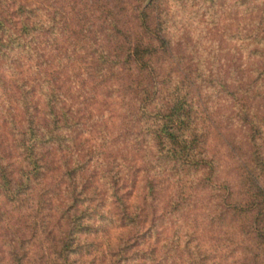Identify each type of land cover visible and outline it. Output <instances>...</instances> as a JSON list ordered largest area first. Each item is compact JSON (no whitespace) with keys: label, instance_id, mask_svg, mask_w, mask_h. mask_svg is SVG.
Segmentation results:
<instances>
[{"label":"trees","instance_id":"1","mask_svg":"<svg viewBox=\"0 0 264 264\" xmlns=\"http://www.w3.org/2000/svg\"><path fill=\"white\" fill-rule=\"evenodd\" d=\"M140 1L0 0V58H10L15 73L23 68L30 76L22 83L24 157L32 169L60 172L56 186L65 190L74 207L87 198L94 177L88 173L92 150L81 141L92 131L91 105L99 97H121L133 149L142 151L138 145L146 142L149 163L159 170L157 176H170L175 188L174 176L167 171L178 173L180 182L196 175L193 188L201 183L200 191L214 192L219 223L229 219L236 226L239 241L234 243L243 254L236 263L264 264V103L254 107L257 97L264 101V94L260 98L257 93L264 89V62L252 64L254 72L263 76L255 82L249 76L254 73L252 67L243 63L220 62L218 70L212 59L205 65V60L180 59L179 44H172L176 36L167 31L166 18L158 9L162 0H152L144 8H139ZM235 71L236 78L231 77ZM210 86L227 99V117L242 129L231 184L219 178L208 155L207 142L214 128L202 88ZM100 178L103 182L104 176ZM103 184L110 189L112 201L121 205L118 226L137 227L142 220L136 208L129 211L125 204L120 178ZM62 185L73 188L67 191ZM153 228L138 234L144 239L141 244ZM135 240L126 241L120 249L128 259L140 251Z\"/></svg>","mask_w":264,"mask_h":264},{"label":"rangeland","instance_id":"2","mask_svg":"<svg viewBox=\"0 0 264 264\" xmlns=\"http://www.w3.org/2000/svg\"><path fill=\"white\" fill-rule=\"evenodd\" d=\"M151 2L140 1L139 8ZM158 9L166 18L167 31L176 36L172 44H179L178 58L205 60L203 65L212 59L218 70L220 62L243 63L253 72L254 62H264V0H162ZM254 38L260 41L255 43ZM249 76L263 77L257 72ZM25 77L30 76L23 68L13 71L10 58H0V264H237L243 257L234 243L239 233L233 221L217 220L214 192L200 191L201 183L193 188L196 175H182L185 182H180L171 170L167 175L174 176L179 189L173 187L170 176H157L159 170L149 163L146 142L138 145L142 151L133 149L121 97H99L91 105L92 131L81 141L92 150L88 173L94 177L87 198L72 207L65 190L56 186L60 172L32 169L24 157ZM214 86L202 88L209 99L206 105L202 99V104L209 108L214 128L207 150L219 178L231 184L242 129L227 117L229 102ZM257 93L261 98L264 89ZM262 103L257 97L254 107ZM101 176L103 182L120 178L125 204L129 211L136 208L142 220L137 227L118 226L121 205L112 201ZM62 186L67 191L73 188ZM151 225L152 235L141 244L144 239L138 234ZM132 238L141 247L135 258L128 259L120 249Z\"/></svg>","mask_w":264,"mask_h":264}]
</instances>
